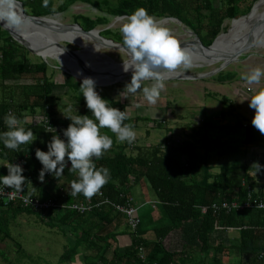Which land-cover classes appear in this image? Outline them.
<instances>
[{
    "label": "trees",
    "instance_id": "obj_1",
    "mask_svg": "<svg viewBox=\"0 0 264 264\" xmlns=\"http://www.w3.org/2000/svg\"><path fill=\"white\" fill-rule=\"evenodd\" d=\"M216 1L222 3L220 8L215 7L214 0H195L194 8L187 0H122L110 11L113 17L122 18L128 17L137 8L143 7L156 20L179 21L192 30L203 45L210 47L224 30L222 28L225 21L245 17L253 8L252 4L246 10H242L240 2L242 3L243 0ZM254 1L257 3L260 0ZM42 8L44 11L37 10L31 17L44 18L64 12L61 8L54 12L51 2H48L47 7L42 6ZM24 9H26L25 5ZM204 11L208 14H203ZM192 14L196 23L190 19ZM77 19H84L85 27L82 29L85 32L93 31L99 25L106 23L105 18L92 21L80 16ZM205 19H208V24H205ZM77 23L78 21L75 22L76 25ZM202 33H206L207 44L201 40ZM104 35L111 36V30H106ZM115 38L116 42L123 43L121 36ZM32 58L24 47L17 44L0 28V131L7 130L3 118L7 113H12L21 121V126L33 131V140H35L31 145H22L19 151L5 149L3 144H0V161L9 164L23 160L25 171L22 174L34 183L40 184L37 177L42 165L35 157V150L40 148L47 151V142L53 135L46 132V128L40 123L41 118L48 116L51 126L62 130L66 129L71 121L66 117L61 119L58 115L57 98L53 92L56 84L48 77L49 65L42 60L33 63ZM221 77L220 75L219 78ZM70 80L71 78L66 77L64 86L73 93L74 114L89 115V118H93L79 91L80 83H73ZM224 101L228 100L225 98ZM109 105L121 111L126 110L128 106L120 102L109 103ZM147 120L128 118L124 123L136 128L138 122ZM207 126L208 129L213 127ZM238 129L244 133L242 143L248 150L262 149L263 154L260 156L262 161L256 167H251L248 162L240 163V161L226 164L221 166L216 174L211 172L212 168L209 166L207 156L205 158L200 156L194 141H191L197 137V133L185 142L170 140L164 145L146 149L132 148V145L128 143L121 144L109 129H101V134L112 138L113 145L100 160L95 161L98 168L103 166L110 170V179L97 194L91 199H86L83 194L74 197L70 195V184L78 179L76 173L69 171L70 162L60 178L46 174L44 181L48 183V186L54 187L53 180L60 182L63 180L67 189L63 188L60 191L62 196L64 195L62 203L90 205L94 207L93 210L85 215L67 212L63 216H57L56 211L55 214L49 213L44 218L42 214H34L19 204H9L6 212H10L11 215L4 221L5 224L0 225V239L3 242L11 240L8 229L12 219L16 220L23 214L36 215L45 222L50 221V225L54 228L70 226L78 234L76 246L64 251L60 264L71 263L78 247L83 244H86L88 249L94 250L96 254L95 257L88 256L85 264H143L138 255L140 248L145 249L148 264H176L178 256L167 252L163 247V241L172 232L192 224L195 227L192 230L194 235H192L196 236L198 253L207 257L204 261L201 258L195 259L190 264H225V258L228 256L231 258L233 255L237 258H232V262L226 264H264L259 256L264 253L263 210L244 212L233 210L216 215L209 211L202 214L199 210L200 207H211L222 202L242 205L246 203L250 189L264 199V184L252 177V174L257 175L259 180L264 177V136L253 126L243 127L239 124ZM59 135L61 136L60 133ZM210 140V138L205 139L207 151L211 148L219 150L220 143L212 144L213 141ZM246 155L247 153L243 152V156L246 157ZM7 173L6 166H1L0 175H7ZM134 186L140 188L138 200L140 203L133 197ZM22 194L39 199L41 202L54 200V197L44 193L35 195L23 192ZM146 198L148 199L145 200ZM130 199L133 200L131 203L133 207H147L148 210L146 208L147 211L143 216L140 214L141 224L136 232H130L128 229L131 236L130 246L123 252L114 250L113 257L109 261L107 253L111 250L110 240L116 239L119 229L127 224L125 217L108 203L119 206ZM151 199L156 204L152 202L143 204ZM2 206L5 207L3 203H0V207ZM156 218L161 221L158 225L154 223ZM149 231L155 234L154 242L145 239ZM230 232L239 234L234 245L226 241L229 239ZM17 248L19 253L24 252L20 244ZM0 256L4 257L1 252ZM4 259L6 260V257ZM184 261L186 260H183V264ZM6 263L8 264V260Z\"/></svg>",
    "mask_w": 264,
    "mask_h": 264
},
{
    "label": "rangeland",
    "instance_id": "obj_2",
    "mask_svg": "<svg viewBox=\"0 0 264 264\" xmlns=\"http://www.w3.org/2000/svg\"><path fill=\"white\" fill-rule=\"evenodd\" d=\"M120 1L122 0H48L53 4L54 12H57L59 8L64 11L59 15L48 17L52 18L51 22L57 25H74L78 21L77 25L81 28L85 27V21L84 19L78 20L77 18L80 16L92 21L105 18L106 23L96 27L95 31L100 32L101 38L116 42L114 37H122L120 28L127 22V18L118 20L116 17H112L110 9L116 8ZM187 1L194 8L195 0ZM16 2L26 6L25 13L28 16H33L37 10L44 11L41 0H16ZM257 3L254 0H243L240 5L242 10H246L247 7L252 4L255 6ZM214 4L216 8L222 6V3L216 0H214ZM192 13L195 14L193 11ZM193 14L190 15V19L196 23ZM203 14L208 13L204 11ZM205 24H208V19H205ZM162 25L168 27L181 43L190 42L195 38L192 30L177 22H167ZM231 26L232 21H225L222 28L224 30L220 35L228 34ZM106 30H111L112 35H104ZM205 35L206 33H202L200 36L204 44H207ZM60 43L73 52L81 49L69 43ZM85 44L90 45L89 42H85ZM99 54L101 60L106 59L115 65H121L125 60H128L127 54L113 49H102ZM30 57H33V63L42 60L45 63L47 62L50 67L48 77L56 84L53 92L57 98L59 117L64 119V115H75L74 96L65 88L64 81L68 77L71 78L70 81L73 83L81 82L73 78L70 73H67L68 71L65 72L55 59L44 56V60L32 54H30ZM225 60L226 55L219 54L211 58L203 68H180L179 72L187 77L207 76L209 74H212V76L196 81H167L155 104H149L140 93L141 90H138L135 95L121 96L120 93L125 90L128 83H119L106 88L96 87V90L109 103L127 104L129 106H127L129 109H126L128 117L148 119L146 122H138L136 128H134L136 139L131 143L132 148L151 149L160 144L164 145L170 140L185 142L197 133V137L191 141H194L197 153L200 156L204 158L207 156L209 166L212 168L211 172L216 174L221 166L234 164L238 161L240 163L248 162L251 167H256L262 161L260 157L263 154L262 149L248 150L242 143L244 133L238 129V126L239 124L243 127L253 126L251 121L254 116V109L249 107L248 99L254 94V91L264 88V79L258 85L249 86L239 79V76L254 67H264V50L257 52L250 50L240 57L237 62L224 67L221 72H218ZM87 69H91L90 65ZM220 75L221 78H219ZM131 78L125 80L131 81ZM151 83L152 81H144L142 87L150 86ZM225 98L228 101L225 102ZM138 104L141 106L137 107ZM40 123L45 128V124ZM50 125H52L51 122ZM207 125L213 127L208 129ZM262 135L264 136V134ZM206 138H210V141H213L212 144L215 142L220 143L219 150L211 148L207 151ZM119 143L122 144V142ZM123 143L127 144V142ZM243 152L247 153L246 157L243 156ZM252 177L264 184V177L260 180L255 174H252ZM139 189L138 186L132 188L133 197L137 202L140 198ZM144 211L140 212L142 216ZM67 227L54 228L36 215L23 214L18 216L16 220L12 219L9 222L8 229L11 240L5 241L6 247H2V251L0 250L6 260L0 256V264H7V260L8 264H59L65 249H72L76 246L78 234L75 233L73 227ZM181 233V235L184 234L182 231ZM237 233L232 232L231 234L238 235ZM192 234L194 235L190 232V235ZM180 243L178 249L185 251L188 248V250L196 252L194 249V246H197L196 236L192 238L188 236L183 243ZM18 244L21 245L24 252L19 253L16 247ZM79 250L80 247H78L77 252ZM225 261L227 263V258H225Z\"/></svg>",
    "mask_w": 264,
    "mask_h": 264
},
{
    "label": "clouds",
    "instance_id": "obj_3",
    "mask_svg": "<svg viewBox=\"0 0 264 264\" xmlns=\"http://www.w3.org/2000/svg\"><path fill=\"white\" fill-rule=\"evenodd\" d=\"M42 6L47 7L48 0H43ZM15 7L16 0H0V23L19 31L29 23V20L18 14L14 10ZM125 18L127 22L122 25L120 32L123 46L130 54V59L124 61L123 71L128 72L131 69L133 75L120 95L127 97L141 90L143 98L149 104H155L165 88V73L174 72L178 68H191L192 52L181 44L168 27L150 15L147 9L137 8ZM239 79L249 86L258 85L264 79V67L257 66L241 73ZM144 81L152 83L150 86L142 87ZM79 91L93 118H89V115L63 113L71 121L63 130L64 139L49 125L46 132L53 135L47 142V151L40 148L35 150V157L42 165L37 179L43 183L46 174L60 178L70 162L69 171L78 176V179L70 184V195L74 197L83 194L86 199H91L110 179V170L103 166L98 168L95 163L113 145L112 138L101 134L100 130L107 128L115 134L117 141L129 144L135 141L136 132L132 125L124 123L128 119L126 110L121 111L110 106L109 101L96 90L94 79L84 78L79 85ZM248 100L249 107L254 109L251 123L264 134V88L254 91ZM3 120L7 130L0 131V144H3L5 149L19 151L22 145H31L35 141L33 131L21 126V121L16 115L7 113ZM4 166L7 167L8 173L0 175V186L4 189L11 188V194L23 193L26 182V177L22 174L25 171L24 167L14 163Z\"/></svg>",
    "mask_w": 264,
    "mask_h": 264
},
{
    "label": "bare ground",
    "instance_id": "obj_4",
    "mask_svg": "<svg viewBox=\"0 0 264 264\" xmlns=\"http://www.w3.org/2000/svg\"><path fill=\"white\" fill-rule=\"evenodd\" d=\"M25 27H28L31 30L37 29L38 31L43 32L45 30H51L52 32L57 31V24L51 21H43L42 24H33L29 22ZM48 34L53 36L56 35L55 33ZM58 34H60L58 36L59 39L69 41L65 43L81 48L79 56L84 60L85 66L89 68L90 65V70H95L96 73L93 75H86L83 72V69L76 64V61L72 56L59 50L51 49V51L42 53L41 55H43V57L47 56L48 58L57 60L61 64L64 71H68L67 73H70V75H72V77L76 80L82 82L84 78L94 77L92 79L96 81V86L109 87L116 83H128V80L125 79L129 78L130 75H133V71L131 69L128 72H124L122 64L115 65L108 62L106 59L101 60L99 52L102 49H106L107 46L110 45L108 42L98 43L92 35H85L80 30H71L66 32L60 30ZM100 36L101 35H99V37ZM85 42H89L90 45H86ZM249 43L253 44L251 49L252 51L257 52L264 50V1L254 9L252 15L241 19L240 21L233 22L229 33L221 35L213 49H190L193 56L191 68H203L208 64L211 58L218 56L219 54L226 55L224 63H228L232 57L238 54L241 49L246 47ZM179 69L180 68L171 73H165L166 79L176 76H186L179 72ZM86 71L89 72L88 69H86Z\"/></svg>",
    "mask_w": 264,
    "mask_h": 264
},
{
    "label": "water",
    "instance_id": "obj_5",
    "mask_svg": "<svg viewBox=\"0 0 264 264\" xmlns=\"http://www.w3.org/2000/svg\"><path fill=\"white\" fill-rule=\"evenodd\" d=\"M264 0H260L255 6H253L251 12L242 18H239L237 20H233V22H237L240 21L241 19H244L246 17H249L250 15H252L254 9L260 5ZM15 11L18 14L23 15L24 17L28 18L29 22L33 23V24H42L43 21H51L52 18L50 17H44V18H36V17H31L26 15L25 13V9L23 4L16 2V7H15ZM125 17L122 18H117L118 20H122ZM167 22H177L179 24H181L179 21L175 20V19H164L159 21V23L163 24V23H167ZM59 23V22H58ZM0 28L6 32L17 44H19L20 46L24 47L30 54H32L33 56L36 57H40L42 59H44L43 55H41L42 53H47L49 51H51V49L53 50H59L62 51L65 54H68L70 56H72L74 58V60L76 61V64L81 67L83 69V72L86 75H93L95 74V70H89V72L86 71L87 67L85 66L84 60L81 59V57L79 56V53L81 52L80 50L77 52H73L70 51L69 49H67L63 44H61L60 42H69L63 39H59V35L58 32L61 30L63 32L66 31H77L80 30L83 34L85 35H92L93 38L95 39L96 42L98 43H106L108 42L110 45L107 46V49H114L117 51H122L124 53H126L128 55V59H130V54H128V52L125 50L124 46L121 44H117L113 41H109L106 40L104 38L99 37L100 32L99 31H90V32H85L79 25H62L59 24L57 25V31L52 32L51 30H45L43 31H38L37 29L35 30H31L28 27H23L21 28L19 31L16 30L15 28H10L7 26V24L5 23H0ZM48 33H55L56 35H49ZM193 35V33H192ZM221 35H219L216 40L214 41V43L210 46V47H206L202 44V42L199 40V38L194 35V39L190 42H185V43H181L183 46L191 49V50H195L196 48L198 50H200L199 48H201V50H211L214 48L217 40L220 38ZM253 47L252 43H249L246 47H244L243 49H241V51L236 54L234 57H232L228 63H224L222 64L221 68L218 70V72H221V70L226 67L229 66L230 64L237 62L239 60L240 57H242L244 54H246L247 52H249ZM95 54V53H93ZM105 57H107L106 55H104ZM108 58V57H107ZM45 60V59H44ZM47 63V62H46ZM60 64V63H59ZM61 65V64H60ZM123 65V63H122ZM208 76H212V74L207 75V76H198V77H187V76H176L170 79H166L165 82L167 81H196V80H203L204 78H207ZM130 77H132V75H130ZM128 83H130V81H128ZM119 84V83H116ZM115 85V84H113ZM98 87V86H96ZM102 88H106V87H102Z\"/></svg>",
    "mask_w": 264,
    "mask_h": 264
},
{
    "label": "built area",
    "instance_id": "obj_6",
    "mask_svg": "<svg viewBox=\"0 0 264 264\" xmlns=\"http://www.w3.org/2000/svg\"><path fill=\"white\" fill-rule=\"evenodd\" d=\"M43 124H45L46 130L48 129L50 125V119L46 116L41 118V121ZM51 126V125H50ZM56 129V128H55ZM56 133L61 134V138L63 137V130L60 128L56 129ZM14 164H21L23 167L24 161H16ZM7 168V167H6ZM12 191L11 188L5 187V189L0 186V203H3L4 206H8L9 204H19L22 208L31 210L34 214H42L43 217L49 213H54L57 211V216L65 215L67 212H75L79 215H85L90 213L94 207L90 205L85 204H76L74 202L72 203H59L54 200H49L45 202H41L39 199L31 198L20 194H11ZM253 190H249L248 198L246 200V203L239 205L237 203H216L212 205L211 207H200L199 210L202 214H206L208 211L212 212L214 215L220 213V212H231L233 210H236L238 212H244L246 210H263L264 211V199L256 193L254 194L252 192ZM25 199H27V202H25ZM133 202L132 199L126 200L124 205L114 206L112 203L110 204L115 210L122 214L125 217L126 224L130 232H136L141 224V217H140V210L142 207L137 208L133 207L131 203ZM55 214V213H54ZM139 259L143 262V264L147 263V257H146V251L144 248L139 249ZM260 260L264 261V253H261Z\"/></svg>",
    "mask_w": 264,
    "mask_h": 264
},
{
    "label": "crops",
    "instance_id": "obj_7",
    "mask_svg": "<svg viewBox=\"0 0 264 264\" xmlns=\"http://www.w3.org/2000/svg\"><path fill=\"white\" fill-rule=\"evenodd\" d=\"M128 107H126L127 110L129 109ZM128 118H131V117H128ZM135 118H140V117H134V118H131V119H135ZM4 165H6V164H4V163H2L0 161V167L1 166H4ZM25 177H26V182H25V187H24V192L25 193H32V194H35V195H39L40 193H44V194H47V195H50V196L54 197V200L57 201V202H59V203L64 202L63 201L64 200V198H63L64 195L62 196V194H61L60 191L63 188H66L67 189V186L65 185V183H63L64 182L63 180H61V182L60 181H54L53 180L54 187H50V186H48V183L43 182V183L37 184V183H34L27 176H25ZM50 177H52V176H50ZM63 184H64V186H63ZM145 200H147V199H145ZM138 202L140 203V201H138ZM147 202L155 203L154 200L151 199V200L145 201L143 204H145ZM136 204H137V202H136ZM142 205H139V206H142ZM6 207L7 206L0 207V214H1V217H0V222L1 223H0V225L1 224H5L4 221L7 220L10 217V215H11L10 212H6V209H7ZM146 208L147 207L141 209V211H144L145 210L143 212L144 214L147 211ZM47 222L50 225V221H47ZM154 223H155V225H158L159 223H161V221H159V218L158 219L156 218V219H154ZM191 227H193V228H191ZM194 229H195L194 225H192V224L186 225L182 230H176V231L172 232L163 241V247H164V249L167 252L178 256L176 258L177 259L176 260L177 261L176 264H183V260H186V261H184V264H190V262H193L195 259L198 260L199 258H201L202 261L206 260V257L207 256L205 257L203 254L200 255V253H198V246H194L195 247L194 249L196 250V252H194V250H188V248L185 251L184 250H181V249H178V246H179V243L180 242L183 243L188 236H190L191 238L193 237V235H190V232L193 233L194 231L192 232V230H194ZM181 231L184 233L183 235H181L182 234ZM64 235H65V233H64ZM65 237H66V235H65ZM238 237H239V234L238 235H234V234H231V232H230L228 234V238L229 239L226 240V241L229 242L228 244L234 245V244H236V241H237L236 239H238ZM145 239L146 240H149V242H154L156 240V237H155L154 232L149 231L145 235ZM0 242H1L0 243V250L2 251V247H6V242H3L1 239H0ZM130 243H131L130 232H129L127 226L124 224V227L122 226L119 229V233L116 235V239H114V240L111 239L110 240V244L109 245L111 247V250L107 253L108 260L110 261L112 259L114 250H117L119 252H123L127 247L130 246ZM196 243H197V241H196ZM216 246H217V244L215 245V247ZM179 252L181 254L178 255ZM212 254H214V252H212ZM88 256L95 257L96 254H95L94 250L88 249L86 247V244H83V245L80 246V250L78 252H76L74 258L71 260V263H69V264H85L86 258ZM181 256H183V257H181ZM232 258L235 259V258H237V256L236 255H233V257H231V258L228 256L227 257V260H228L227 263H231ZM224 262L226 264V261H224Z\"/></svg>",
    "mask_w": 264,
    "mask_h": 264
},
{
    "label": "flooded vegetation",
    "instance_id": "obj_8",
    "mask_svg": "<svg viewBox=\"0 0 264 264\" xmlns=\"http://www.w3.org/2000/svg\"><path fill=\"white\" fill-rule=\"evenodd\" d=\"M113 17V16H112ZM115 38V37H114ZM122 38V37H121ZM120 39V38H119ZM114 42V41H113ZM115 43H117V44H121V45H123V43H119V42H115ZM225 62V61H224Z\"/></svg>",
    "mask_w": 264,
    "mask_h": 264
}]
</instances>
